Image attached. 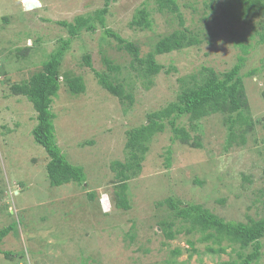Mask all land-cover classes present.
<instances>
[{
    "label": "rangeland",
    "instance_id": "obj_1",
    "mask_svg": "<svg viewBox=\"0 0 264 264\" xmlns=\"http://www.w3.org/2000/svg\"><path fill=\"white\" fill-rule=\"evenodd\" d=\"M24 1L0 0V229L13 227L0 243V249L12 255L0 253V264H223L236 257L237 245L222 241L224 252H209L208 246L217 245L201 241L198 232L185 233L180 221L175 223L174 238H165L158 222L169 218V209L160 202L171 197L199 204L225 220L264 217V69L243 80L248 112L255 121L243 143L237 135L228 144L227 115L221 113L195 121L194 131L184 116L178 124L189 130L188 144L172 142L166 124L149 142L140 172L128 180V210L114 206L117 182L110 168L112 161L124 160L127 130L146 123L148 113L174 101L183 84L199 77L203 68L224 72L236 62L240 51L226 18L219 17L218 9L212 13L204 6L211 0H176L185 26L203 31L212 26L215 35L202 32L200 44L155 56L162 69L151 83L130 68V55L104 36L97 21L95 32L83 30L73 38L61 71L82 76L85 90L71 94L60 77L51 110L57 144L71 163L83 165L86 182L84 187L76 183L54 187L46 175L47 155L31 134L36 123L33 106L25 96L6 94L5 82L27 80L41 70L59 38L69 36L57 21L73 23L77 16H93L104 0H33L36 6L30 9H25ZM142 4L150 11L148 30L129 25ZM251 22L235 26L239 31L248 28L244 43L254 36ZM105 24L138 45L141 56L153 49L159 36L177 27L171 14L155 9L154 0H112ZM26 46L33 49L26 58L16 59L15 50ZM85 54L90 55L92 69L106 70L103 55L121 67L131 104H121L97 83L93 70L84 64ZM263 61L260 45L250 50L243 70L262 66ZM197 142L198 148L190 145ZM167 150L170 165L165 164ZM88 191L95 194L92 200ZM126 232L133 234L132 239ZM261 243L260 257L252 264H264V237ZM175 249L179 254L173 253Z\"/></svg>",
    "mask_w": 264,
    "mask_h": 264
},
{
    "label": "trees",
    "instance_id": "obj_2",
    "mask_svg": "<svg viewBox=\"0 0 264 264\" xmlns=\"http://www.w3.org/2000/svg\"><path fill=\"white\" fill-rule=\"evenodd\" d=\"M110 1L112 0H104L103 6L96 9L93 16H77L73 23L57 21L67 29L69 36L59 38V46L49 52L47 59L42 62L41 70L34 72L27 80L5 82L6 90H8L6 94L25 96L33 106L36 123L31 134L47 155L45 168L50 186L58 187L76 183L84 187L86 182L83 165L71 163L57 144L53 123L55 114L51 110L53 100L60 88V77L71 94H80L85 90L82 76L69 75L67 71H61L63 55L73 38L83 30L95 32L97 28L95 21H97L99 27L103 29L104 36L113 38L117 48L130 55V68L135 70L147 83H151V78L162 69V65L156 62L155 56L200 44L202 32L209 30L210 37L215 35L212 26H205V31L202 30L203 28L194 30L185 26L183 14L176 0H154L155 9L162 14H171L176 19L177 27L167 34L159 36L153 43V49L145 56H141L138 45L106 27L105 14L108 12ZM211 1H204V6L212 13L218 9L220 11L219 17L226 18L230 25L229 33L234 45L240 51L236 55V62L224 72H216L211 67L203 68L199 77L193 76L188 84H183L174 101L162 110L148 113L146 123L127 130L124 160H115L110 164L113 177L117 182L113 194V203L118 209L128 210L130 208L127 194L128 180L140 172L142 162L148 152L149 142L154 134L162 132L166 124L172 132V142L179 140L186 144L190 138L189 130L178 124L184 116H187L190 122L189 128L194 131L196 127L192 123L203 117L217 113L227 115L225 123L227 125L228 144L235 141L237 135L240 137V142L243 143L245 131L254 128L255 121L248 112L249 104L245 95L243 80L264 69V61L262 66L248 68L245 71L243 67L248 60L250 50L264 45V0H223L216 5ZM4 19L8 20L6 17ZM248 19L252 22L254 20L256 24L252 22L250 24L252 35H254L249 36L251 42L244 43L248 28L239 31V28H235V26L241 22H249ZM129 25L138 30L151 28L150 11L145 4L136 9ZM31 49H33L32 46L16 49L14 55L16 59H24ZM82 58L84 64L92 69L90 55L85 54ZM102 63L105 66V71L92 69L97 83L117 97L121 104H125V102L128 105L131 104L132 94L126 90L125 79L121 77V67L106 55L102 56ZM261 96L264 98V89ZM199 144L198 142L190 143L195 148H198ZM170 155L171 151L167 150L166 165H170ZM94 196V192H87L89 200H92ZM162 203H166L169 209V218L158 222V226L163 229L162 233L165 238H174L175 223L180 221L185 224L183 230L185 233L198 232L201 234L199 238L201 241H211L217 245V248L208 246L207 251L209 252H224L225 248L221 246L222 241H226L229 245H237L236 257L223 264H252L259 259L262 249L261 240L264 237V217L256 220L248 218L246 222L225 220L199 204H184L182 201L171 197L160 202V204ZM186 224L188 225L186 226ZM12 229L11 224L0 229V243ZM127 234L128 232H126ZM132 235L131 232L128 234L130 239H132ZM188 243L192 245V241L188 240ZM0 253L6 258L12 255V252L8 250L0 249ZM173 253L179 254V249H175Z\"/></svg>",
    "mask_w": 264,
    "mask_h": 264
},
{
    "label": "water",
    "instance_id": "obj_3",
    "mask_svg": "<svg viewBox=\"0 0 264 264\" xmlns=\"http://www.w3.org/2000/svg\"><path fill=\"white\" fill-rule=\"evenodd\" d=\"M32 1L33 0H25L24 1V7H25V9H30V8L36 6V4H33Z\"/></svg>",
    "mask_w": 264,
    "mask_h": 264
},
{
    "label": "clouds",
    "instance_id": "obj_4",
    "mask_svg": "<svg viewBox=\"0 0 264 264\" xmlns=\"http://www.w3.org/2000/svg\"><path fill=\"white\" fill-rule=\"evenodd\" d=\"M104 200H105V199L102 200V204H103V205H104V203H103ZM105 201H106V200H105Z\"/></svg>",
    "mask_w": 264,
    "mask_h": 264
},
{
    "label": "bare ground",
    "instance_id": "obj_5",
    "mask_svg": "<svg viewBox=\"0 0 264 264\" xmlns=\"http://www.w3.org/2000/svg\"><path fill=\"white\" fill-rule=\"evenodd\" d=\"M104 205H106L105 200L103 201Z\"/></svg>",
    "mask_w": 264,
    "mask_h": 264
}]
</instances>
